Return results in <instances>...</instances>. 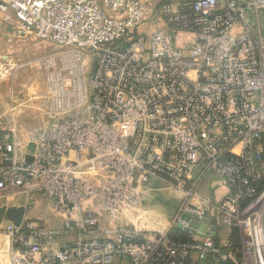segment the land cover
<instances>
[{
    "label": "built area",
    "instance_id": "built-area-1",
    "mask_svg": "<svg viewBox=\"0 0 264 264\" xmlns=\"http://www.w3.org/2000/svg\"><path fill=\"white\" fill-rule=\"evenodd\" d=\"M0 13L56 47L35 62L43 124L26 152L0 131V189L47 195L64 218L0 221L10 264H264V0H0ZM209 171L227 189L212 208L192 203ZM155 183L183 195L168 230L123 225Z\"/></svg>",
    "mask_w": 264,
    "mask_h": 264
},
{
    "label": "crops",
    "instance_id": "crops-1",
    "mask_svg": "<svg viewBox=\"0 0 264 264\" xmlns=\"http://www.w3.org/2000/svg\"><path fill=\"white\" fill-rule=\"evenodd\" d=\"M1 16L2 14L0 13V17ZM9 28H11V26L8 23H5L2 20H0V31H6ZM20 41L23 42L22 45L27 44V39H24L23 37L22 39H20ZM13 53L17 54V52H13ZM23 54L26 56V58H28L29 56H31V51L28 49ZM8 56L9 59H12L10 58L11 54H9ZM20 66L27 67L28 66L27 61L26 63L21 64ZM23 75L24 77L22 76V78L20 79L21 80L20 83H22L24 86H28V85L30 86L31 80H29L30 82H27L29 77L26 71L25 73H23ZM13 80L15 82V76L13 77ZM29 90L28 92L26 89L22 90L23 93H20V95H24L26 99L28 93L31 92V88H29ZM11 91H12L10 92L11 112L13 115L12 118L14 122L16 121V127L14 130L16 131V133L19 131L25 132L27 134V137L29 138L31 131L34 129V126H36L35 128H37V126L39 127L43 124L42 115L38 110H37L38 112L36 111L37 106L35 102L33 101L30 102V100L29 102L26 100L23 101H19V99L16 100L15 88L14 89L11 88ZM32 94L33 93L29 95V99ZM15 102H18V104H16ZM17 136L19 137L18 134ZM158 187L161 189H156ZM164 189H172V188L170 187L167 188L166 186L163 185L161 186L159 183H155L152 189H150L148 192L158 193L159 191H162ZM176 192L178 193V196L176 199H173L172 201L174 203V206H172L173 208H171L170 217H167L166 215L160 213L157 214L151 209L144 210L140 208L139 210H137L138 215H136L135 217L132 216L134 212L128 215L131 221V223L129 224H135L139 227L145 229H151V230H160V231L168 230L170 221L172 220V217L183 198L182 193H180L179 191ZM226 193H227V189L221 186L218 182L216 175L211 171H209L199 187V194L193 197L192 203L200 206L208 205L209 208H212L211 205L222 200ZM156 198L157 197H155V200H157ZM147 201L149 202V200ZM3 206L15 210H22L21 219L29 218L34 222H36L37 224H39L40 226L46 228H58L61 227L64 222L63 217H60L58 214L53 212L52 209L53 205L49 196L40 193L28 194L22 188L19 187H6L0 189V207ZM123 217L126 216L122 215L120 217L121 221ZM117 222H119V219L114 221L113 224ZM217 232L219 238L229 240L231 233L226 227H219ZM4 245H5V239L2 235H0V263L10 264L11 263L10 255L7 252H5L6 247ZM219 262L220 261L218 259L212 258V260H210L208 263L219 264Z\"/></svg>",
    "mask_w": 264,
    "mask_h": 264
},
{
    "label": "rangeland",
    "instance_id": "rangeland-1",
    "mask_svg": "<svg viewBox=\"0 0 264 264\" xmlns=\"http://www.w3.org/2000/svg\"><path fill=\"white\" fill-rule=\"evenodd\" d=\"M0 20L8 23L11 26V28L6 31H0V69L5 68L4 66H11L7 68L6 72L0 73V131H9L10 129L14 130L16 127V121L14 122L11 112V88H15L16 100H26L29 102V95L31 93L40 91L43 86L42 73L36 68L35 62L44 54L56 50V47L49 42L39 40L35 36L20 33L16 27V21L14 19L9 23L4 21L2 15L0 17ZM22 37L24 39H27L26 45H22L23 42L20 41ZM28 49L31 51V56L26 58L23 53ZM13 52H17V54ZM9 54H11L10 58L12 59L8 58ZM26 61L28 63L27 67L20 66L21 64L26 63ZM25 71L29 77L27 82H30L29 80H31V87L29 85L24 86L22 83H20V79L22 78V76L24 77L23 73H25ZM14 76L15 82L13 80ZM29 88H31V92L28 93L27 98L25 99V96L20 95V93H23L22 90L25 89L28 92ZM15 103L18 104V102ZM35 127L36 126H34V128ZM17 134L19 135L21 153H24L26 152V143L28 141L27 134L20 131L17 132ZM177 196L178 193L174 189H164L162 191H159L158 193L147 192L145 194L144 205L142 209H151L157 214L160 213L166 215L167 217H170L171 208H173L172 206H174V203L172 201L173 199H176ZM155 197H157V200H155ZM147 200H149V202ZM136 215H138L137 211L134 212L132 216L135 217ZM4 220V222L12 221L10 217H5ZM121 223L123 225L131 223L130 218L123 217Z\"/></svg>",
    "mask_w": 264,
    "mask_h": 264
},
{
    "label": "water",
    "instance_id": "water-1",
    "mask_svg": "<svg viewBox=\"0 0 264 264\" xmlns=\"http://www.w3.org/2000/svg\"><path fill=\"white\" fill-rule=\"evenodd\" d=\"M34 149H35V145L33 143H30L29 144L30 152H33ZM26 160L27 162H31L33 160L32 155L28 154L26 157ZM21 214H22V210H15L12 208H7L6 206L0 207V221L4 220L5 216H7V217H10L12 221L18 223L21 220ZM183 219L190 222V225L195 229L206 230V225H202L197 220L192 219L191 216L188 214L183 215ZM204 221L208 222V219H204ZM210 230L213 235V239L215 241H218L217 226L216 225L212 226Z\"/></svg>",
    "mask_w": 264,
    "mask_h": 264
},
{
    "label": "trees",
    "instance_id": "trees-1",
    "mask_svg": "<svg viewBox=\"0 0 264 264\" xmlns=\"http://www.w3.org/2000/svg\"><path fill=\"white\" fill-rule=\"evenodd\" d=\"M168 236L171 240L173 241H178V240H189L190 235H188L186 232L182 231L181 229L177 227H173L172 229L169 230ZM229 241L236 247L240 246L241 244V234L240 230L235 227L233 228ZM219 264H233L231 261H220Z\"/></svg>",
    "mask_w": 264,
    "mask_h": 264
},
{
    "label": "bare ground",
    "instance_id": "bare-ground-1",
    "mask_svg": "<svg viewBox=\"0 0 264 264\" xmlns=\"http://www.w3.org/2000/svg\"><path fill=\"white\" fill-rule=\"evenodd\" d=\"M4 67H5V68L0 69V73L6 72L7 68H8V67H11V66H4Z\"/></svg>",
    "mask_w": 264,
    "mask_h": 264
}]
</instances>
